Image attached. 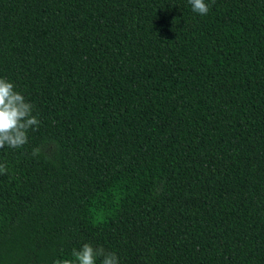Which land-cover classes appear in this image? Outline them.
Instances as JSON below:
<instances>
[{
  "label": "trees",
  "instance_id": "1",
  "mask_svg": "<svg viewBox=\"0 0 264 264\" xmlns=\"http://www.w3.org/2000/svg\"><path fill=\"white\" fill-rule=\"evenodd\" d=\"M204 2L0 0L40 122L0 149V264H264V0Z\"/></svg>",
  "mask_w": 264,
  "mask_h": 264
},
{
  "label": "clouds",
  "instance_id": "2",
  "mask_svg": "<svg viewBox=\"0 0 264 264\" xmlns=\"http://www.w3.org/2000/svg\"><path fill=\"white\" fill-rule=\"evenodd\" d=\"M192 11L207 15L209 5L204 0H188ZM34 106L26 102L24 96L15 91V86L8 80L0 78V149L7 145L18 149L28 142V130H38L39 120L33 115ZM39 149L34 148L33 156L39 155ZM6 164H0V174H7ZM74 259H57L53 264H119L117 255L106 252L103 247H93L90 243H83L77 250L73 249Z\"/></svg>",
  "mask_w": 264,
  "mask_h": 264
}]
</instances>
